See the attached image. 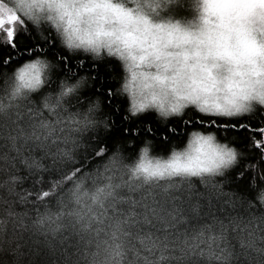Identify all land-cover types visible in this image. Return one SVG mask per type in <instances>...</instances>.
Instances as JSON below:
<instances>
[{
	"label": "clouds",
	"instance_id": "9594fccd",
	"mask_svg": "<svg viewBox=\"0 0 264 264\" xmlns=\"http://www.w3.org/2000/svg\"><path fill=\"white\" fill-rule=\"evenodd\" d=\"M0 19V45L11 28L76 58L0 74V264H264V161L245 162L242 193L225 129L188 128L167 152L149 136L108 147L113 114L84 95L114 61L124 122L264 127V0H0Z\"/></svg>",
	"mask_w": 264,
	"mask_h": 264
},
{
	"label": "trees",
	"instance_id": "16d2710c",
	"mask_svg": "<svg viewBox=\"0 0 264 264\" xmlns=\"http://www.w3.org/2000/svg\"><path fill=\"white\" fill-rule=\"evenodd\" d=\"M181 9L177 10V15H182ZM13 43L15 47L10 44L0 45V74L11 70L14 66L22 63L24 60L30 59L33 55L45 54L52 59H60L62 68L75 67L74 59L67 55H62V58L58 56L60 49L53 47L45 48L39 39L35 42L24 35H17L14 37ZM35 49V51H34ZM112 64V71H107V65ZM90 66L82 64L79 68L80 71H85ZM119 67L114 61H105L98 66L96 73V80L94 87L84 93L88 96L99 95L104 99L105 108L112 112L114 127L112 130L102 138L101 143L108 147H111L116 141L133 138L137 140V144L142 141V138L149 136V138L155 141L154 150L167 152L168 145L171 141H179L184 131L192 127H201L203 129L216 128L225 129L228 131L229 136L233 138V141L238 148H240L246 156V159H242L240 166L235 169L230 175L234 183L230 187L235 188L238 192H246L248 179L246 176H242L241 172L247 174L246 161H264V153L257 150L252 140L260 139V136L252 131L257 126H260V121L252 119H244L242 121H227L221 122L217 120H206L199 117L188 118L185 121H170L172 125L171 129L166 127H160L154 120L153 114L148 113L140 117L138 120L131 121L130 123L124 122L123 117L125 115L126 100L115 98L110 96L111 90L116 86V81L109 82L108 77L110 75H119ZM99 89V91H97ZM261 119H264L262 117ZM144 124H149L148 128L144 127ZM244 125L245 127H241ZM139 128L138 137H132L133 133L131 129ZM245 164V165H244ZM244 165V166H243Z\"/></svg>",
	"mask_w": 264,
	"mask_h": 264
},
{
	"label": "snow or ice",
	"instance_id": "6c2138e0",
	"mask_svg": "<svg viewBox=\"0 0 264 264\" xmlns=\"http://www.w3.org/2000/svg\"><path fill=\"white\" fill-rule=\"evenodd\" d=\"M3 23V20L0 19V24ZM7 37H8V43L15 47L14 41V35L12 29H8L7 31ZM241 127H245L244 125H241ZM255 133H257L260 136V139L253 138L252 143L254 147L259 150L261 153H264V127L257 126L254 129H252ZM41 196L47 195L46 193H41Z\"/></svg>",
	"mask_w": 264,
	"mask_h": 264
}]
</instances>
